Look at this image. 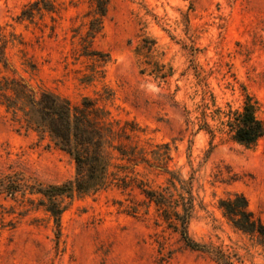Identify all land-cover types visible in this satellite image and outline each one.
<instances>
[{"label":"rangeland","instance_id":"rangeland-1","mask_svg":"<svg viewBox=\"0 0 264 264\" xmlns=\"http://www.w3.org/2000/svg\"><path fill=\"white\" fill-rule=\"evenodd\" d=\"M103 1L104 16L98 0H0V264H264V238L221 207L243 194L264 223V140L246 147L225 124L248 95L264 119V0ZM11 80L89 99L133 152L109 147L108 185L58 198L60 227L40 191L74 179L75 160L8 107ZM173 175L204 249L166 218L183 211Z\"/></svg>","mask_w":264,"mask_h":264},{"label":"trees","instance_id":"trees-1","mask_svg":"<svg viewBox=\"0 0 264 264\" xmlns=\"http://www.w3.org/2000/svg\"><path fill=\"white\" fill-rule=\"evenodd\" d=\"M98 7L101 16H104L106 8L103 0H98ZM6 42V35L0 25V61L5 63H7ZM10 84L14 96L8 107L21 110L29 126H34L41 133H47L57 146L75 160L77 173L74 179L60 185H51L40 191L48 199V211L60 227L64 208L60 206L58 198L72 197L76 193L83 195L106 187L110 182L109 147L116 148L123 157L128 156L130 159H133V152L124 150L121 145L112 144L113 130L98 117L101 111L89 99H84L79 105H73L69 99L49 90L36 95L27 84L19 85L14 80H11ZM260 107L261 103L248 95L242 110L229 113V119L225 124L229 126L233 140L246 147H253L264 140V119L258 116ZM204 120L201 128L212 133L209 123ZM175 180L185 189L186 183L174 175L170 179L173 186L176 185ZM143 190L158 204L163 205L165 200L168 201L162 193L146 188ZM193 202L190 189H185V192L179 194L176 205H171L172 202L168 201L169 207L182 206L183 211H168L166 218L180 225L183 238L189 247L201 250L206 247L195 242L187 231V224L194 207ZM221 207L237 228L264 238V223L249 208V201L245 195L235 194L233 198L223 200Z\"/></svg>","mask_w":264,"mask_h":264}]
</instances>
